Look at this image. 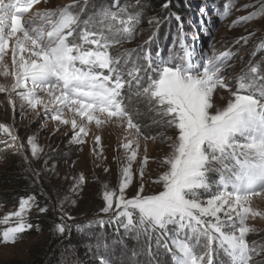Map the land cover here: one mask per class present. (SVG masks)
<instances>
[{"label":"snow or ice","instance_id":"snow-or-ice-1","mask_svg":"<svg viewBox=\"0 0 264 264\" xmlns=\"http://www.w3.org/2000/svg\"><path fill=\"white\" fill-rule=\"evenodd\" d=\"M39 3L0 0V62L11 55V71L5 63L0 75L13 80L10 87L0 84L7 103L15 110V94L22 109L55 122L56 132L70 125V143L77 145L86 142L93 122L99 129L110 122L126 121V130L135 133L134 139L120 145L128 163L120 169L118 192L104 186L100 211L111 216L90 223L116 225L117 232L122 228L137 238L146 237L144 254L149 257L154 256V240L157 249L171 254L174 264H216L221 253L229 264H264V243L249 242L247 236L257 230L246 223L249 215L264 217V212L250 206L253 196L264 194V60H250L235 78L232 90L227 69L238 53L231 49L217 52L211 43L210 53L203 46L198 48L200 36L189 38L176 13L169 11L163 18L170 21L174 17L179 24L178 39L165 56L162 49L153 54L156 31L137 49L114 51L139 35L143 18L142 11H131L120 0L94 8L86 18H82L85 8L81 0L33 12ZM83 3L87 5L88 0ZM257 3L258 7L243 5V9L252 7L255 11L233 21V26L264 17V0ZM162 7L169 9V2ZM233 8L235 3L228 0L217 13L219 19L229 17ZM161 22L155 16L148 20L157 31ZM208 23L201 20L202 30L207 29L211 37ZM240 40L246 44L248 37ZM260 47L264 49V41ZM125 90L147 103L149 111L159 117L157 123L177 133L175 139L161 138L171 141L172 151L161 162L166 170L154 183L162 184L163 190L156 194H142L141 184L136 195L125 197L133 180L131 162L137 159L139 137L155 139L143 135L140 124L134 122L124 103ZM218 90H227L231 96L222 108L214 100ZM66 112L71 116L66 117ZM0 133V143L5 145H15L19 139L4 123H0ZM94 140L99 146L100 135H94ZM28 145L32 158H39L42 148L35 136L28 137ZM147 162L145 155L141 179ZM213 173L218 174L216 180L211 179ZM73 179L71 191L78 194L85 176L81 173ZM206 193L207 198L202 199ZM33 207L40 213L48 210L39 207L34 195H28L20 198L18 210L0 219V224L7 225L15 218L11 226L0 231V243L15 244L24 233L34 228L39 231L28 220ZM65 217L73 219L64 213L61 221ZM67 229L61 222L54 230L63 236ZM95 247L96 264H112L107 242L98 240ZM132 255L138 253L133 251Z\"/></svg>","mask_w":264,"mask_h":264},{"label":"rangeland","instance_id":"rangeland-1","mask_svg":"<svg viewBox=\"0 0 264 264\" xmlns=\"http://www.w3.org/2000/svg\"><path fill=\"white\" fill-rule=\"evenodd\" d=\"M111 0H88L84 5L86 18L94 8L110 3ZM228 0H186L187 8L183 15L184 32L190 38L199 35V46L211 52L212 48L217 52L231 49L238 53V56L231 62L232 67L227 69V77L232 81V90H235V78L245 69L249 61L264 60V49L260 47L264 41V17H259L245 24L233 26V21L241 16H246L255 8L243 9L245 4H255L257 0H233L235 8L229 17L221 20L217 13L223 11V5ZM72 3V0H40L35 5L36 10L56 9ZM122 5H128L131 11H142L143 18L140 25V33L131 41L126 42L122 47L114 51L123 52L125 49H137L152 34L157 32L156 43L152 45L153 54L162 49V54L167 56L173 41L178 39L179 24L173 17L170 21L163 18L168 15V11L161 9L159 13L154 12L144 2L137 0H120ZM239 9V10H237ZM166 14L163 15V13ZM160 17L159 29L150 25L148 20L151 17ZM208 23L207 28L212 30V36H208L207 29L202 30L201 20ZM249 33L252 35L249 36ZM241 37H248V42L240 40ZM239 41V43H237ZM175 51H179L178 48ZM255 54V55H254ZM9 66L11 71V55L9 54L0 62V73L3 72V65ZM13 80L11 76L0 75V84L11 86ZM129 96L137 98L132 92L125 90ZM223 99H220V97ZM16 101L15 110L7 103L8 96L0 93V123H4L12 128L19 137L15 145L0 143V179L8 173L9 167L13 165L21 166L27 172L29 179L23 187H11L0 181V219L6 214L16 211L19 208L21 197L34 195L39 207H47V211L40 213L38 208L33 207L28 215V220L39 227L23 234V238L15 244L0 243V264H31L33 252L40 254L42 264H96L98 240L106 241L109 245L107 253L112 264H174L171 254L164 249H157L155 242H152L153 257L144 254L148 246V240L144 236L137 238L135 233H127L122 228L116 231V225H106L100 227L95 223L100 218L107 220L111 213L105 214L100 210L104 207L103 192L105 185L109 190H119L121 179L120 169L126 166L125 151L120 145L135 138L134 130H126V121L123 123L110 122L97 129L94 122L89 125V134L84 144L70 143V125L61 126L56 132V124L50 119L38 116L31 110L21 108V101L13 94ZM231 98L227 90H218L214 97L217 107L226 106ZM138 99V98H137ZM138 104H143L141 120L148 122V128L157 137L145 141L143 136L139 137L140 148L137 159L132 163L133 180L125 190V197L131 198L139 191L141 184L144 185V195L156 194L163 190L162 184L154 181L158 175L166 170V166H161L162 160L172 151L171 141L162 140V137H172L175 139L176 132L172 128L163 127L156 117L149 111L148 105L143 100L138 99ZM66 117L71 113L66 112ZM140 116V115H139ZM147 125H142L145 127ZM65 133H68L66 135ZM94 135H100V145L96 146ZM35 136L38 146L42 152L37 159H33L31 149L28 145V137ZM3 138V133H0ZM21 144L23 147H21ZM61 152L56 155V153ZM147 155L148 162L145 165L143 179L140 177V167L144 156ZM27 157V159H25ZM108 169V171H105ZM85 176V183L78 194L71 191L75 183L74 177L80 174ZM211 177L217 178L218 174L213 173ZM215 191V188L213 192ZM207 193L202 199L207 198ZM67 198V199H65ZM75 201V203H73ZM250 206L258 211L264 212V194L253 196ZM67 213L73 219L66 217L61 221V216ZM15 218H11L9 224H0V231L11 226ZM64 222L68 229L63 236L57 235L55 225ZM246 223L249 227L257 231L249 233V242L257 241L264 243V217H251L249 215ZM45 227L46 230H45ZM133 251L138 255L133 256ZM262 257H256L257 260ZM216 264H229L228 258L224 254H219Z\"/></svg>","mask_w":264,"mask_h":264},{"label":"trees","instance_id":"trees-1","mask_svg":"<svg viewBox=\"0 0 264 264\" xmlns=\"http://www.w3.org/2000/svg\"><path fill=\"white\" fill-rule=\"evenodd\" d=\"M144 2L147 6H149L154 12L159 13L161 9L163 8V4L166 2H169V9H164L166 11L173 12L178 14L180 17H183L185 10L187 8L186 0H139ZM166 14V12L163 13V15ZM124 103L127 106L130 114H132L134 118V122L139 123L141 126V131L143 135H150L153 137H157V134L152 133L150 131V128H148V122L145 120H141L142 114H139L142 112V109L145 110L143 107V104H138V99L129 96L128 93H124ZM140 115V116H139ZM142 125H147L145 127H142ZM61 152L56 153V155L60 154ZM15 165L10 166L7 175L1 176L0 181L2 183H6L10 185L11 187H23L27 183V179H29V176L27 172H25V169H23L21 166ZM218 178V177H217ZM217 178L211 177L212 180H216ZM215 188V187H214ZM212 189V191L214 190ZM47 227H45L46 230ZM48 230V228H47ZM40 254L33 252V259L31 264H42V261L40 262Z\"/></svg>","mask_w":264,"mask_h":264}]
</instances>
